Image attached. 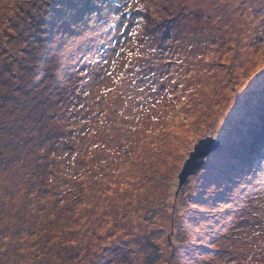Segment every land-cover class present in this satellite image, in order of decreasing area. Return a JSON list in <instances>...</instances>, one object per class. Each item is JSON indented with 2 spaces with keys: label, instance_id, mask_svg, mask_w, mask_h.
Listing matches in <instances>:
<instances>
[{
  "label": "rangeland",
  "instance_id": "obj_1",
  "mask_svg": "<svg viewBox=\"0 0 264 264\" xmlns=\"http://www.w3.org/2000/svg\"><path fill=\"white\" fill-rule=\"evenodd\" d=\"M262 17L264 0H0V264H264Z\"/></svg>",
  "mask_w": 264,
  "mask_h": 264
},
{
  "label": "snow or ice",
  "instance_id": "obj_2",
  "mask_svg": "<svg viewBox=\"0 0 264 264\" xmlns=\"http://www.w3.org/2000/svg\"><path fill=\"white\" fill-rule=\"evenodd\" d=\"M136 2H137V0H133V3H136ZM92 3H93V4H101V3H102V0H92ZM115 3H116V10L119 11V10H120V0H115ZM67 6H68L69 8H73V7H74V5H73L72 3H69ZM102 6H103V7H107L106 4H102ZM130 9H132V4L125 3V4L123 5V10L120 12V14L123 15L124 13H126L127 11H129ZM116 19H119V16H117ZM262 19H264V17H262ZM123 27H124L125 29H127V26H126V25H124ZM118 31H119V30H118ZM132 34L135 35L134 32H133ZM123 51H124V49L121 48V49H120V52H119V53L114 52V55H119V54L123 53ZM131 55H132V54L129 53V56H131ZM103 63H104L105 65H109V64H111V63H113V62L110 61V60L105 59V60H103ZM128 66H129V65L126 63V64L124 65V68H128ZM257 71H258L261 75H264V68L258 69ZM82 74L85 75V76L87 75V73H82ZM107 75L111 76L112 73H111V72H107ZM254 75H255V73H254ZM258 78H259V77H258ZM255 86H256V81H253V82H252V85H249L247 91H244L243 89H239V91H242V92H243V95L239 96L238 99H237V102H236V103H237V109H243V108H245L246 106H248V105L251 103L252 97H253V95H254V91H253V89H254ZM260 88H261V90H262V93H264V80H261ZM154 90H155V89H153V91H154ZM230 119H231V118H230ZM206 147H207V146H206V145H203V144L194 147V148H193V153H194V155L192 156V159L195 160V159H196V155H200V154H201V150H202V149H206Z\"/></svg>",
  "mask_w": 264,
  "mask_h": 264
},
{
  "label": "water",
  "instance_id": "obj_3",
  "mask_svg": "<svg viewBox=\"0 0 264 264\" xmlns=\"http://www.w3.org/2000/svg\"><path fill=\"white\" fill-rule=\"evenodd\" d=\"M201 144L206 145V149H202L201 154L196 155L195 160L192 159V156L194 155L193 151L189 154V158L185 161L182 171L178 175L179 187L185 184L189 177L196 175L200 170V167L203 165L207 155L217 150L220 146V142L218 140L216 141L211 138L201 140L195 145V147Z\"/></svg>",
  "mask_w": 264,
  "mask_h": 264
}]
</instances>
